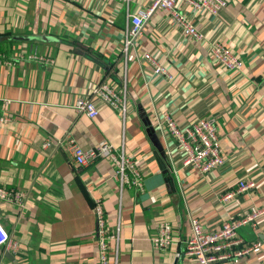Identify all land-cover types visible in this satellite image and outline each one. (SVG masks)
I'll list each match as a JSON object with an SVG mask.
<instances>
[{
	"label": "crops",
	"instance_id": "1",
	"mask_svg": "<svg viewBox=\"0 0 264 264\" xmlns=\"http://www.w3.org/2000/svg\"><path fill=\"white\" fill-rule=\"evenodd\" d=\"M150 2L0 0V187L26 194L22 208L0 200V220L19 242L16 251L0 246V264H100L97 198L109 264H200L184 255L192 217L216 229L264 206V0H228L217 13L178 3L200 39L157 9L126 50L131 14ZM215 43L239 56V70L214 62ZM146 52L166 73L154 72ZM104 82L124 101L93 96L98 114L81 113L77 100ZM166 114L180 127L214 116L223 165L208 173L185 166L161 125ZM70 135L85 149L112 143L141 179L127 168L122 180L110 157L77 164ZM242 179L255 185L222 200ZM162 222L173 242L157 250ZM239 233L261 247L218 264H264V215Z\"/></svg>",
	"mask_w": 264,
	"mask_h": 264
},
{
	"label": "built area",
	"instance_id": "2",
	"mask_svg": "<svg viewBox=\"0 0 264 264\" xmlns=\"http://www.w3.org/2000/svg\"><path fill=\"white\" fill-rule=\"evenodd\" d=\"M178 3L189 5L195 13L203 11L217 13L225 8L229 2L228 0H151L148 9H138L131 14V25L126 31L125 49L127 50L134 43L135 38L142 32L145 22L154 11L160 8L171 12L172 22L178 25L184 35L200 39L202 36L200 31L193 23L191 17L180 12L182 9H179ZM211 51L216 64L230 70H239L241 68L242 62L239 56L224 44L215 43ZM144 57L153 65L155 73H166L161 63L151 53H144ZM93 96L102 97L115 106L119 102L124 101V98L122 100L118 92L108 83L99 84L93 89L91 97L84 96L76 102L77 109L92 118L98 114ZM161 125L166 130L165 132L175 138L177 149L185 154L183 160L185 166L197 169L200 173H208L223 165L224 157L214 116H200L186 127H180L170 115L166 114L164 119H162ZM68 150L79 165L92 163L99 156L110 157L113 163L117 165L122 180H129V174L126 172L127 168L130 169L134 177L141 179L140 171L136 167L134 160L125 156L124 152L118 155L114 145L110 142L102 141L96 147L85 149L70 135L68 137ZM254 185L253 181L242 179L237 190L227 191L221 196V199L228 200L233 198ZM25 199L26 194L22 191L14 192L0 187V200L14 201L22 208ZM93 211L97 218V232L100 240V264H109V249L107 245V240L110 237L108 234L109 227L102 202L98 198L94 202ZM262 215H264V206H251L241 216L224 221L216 229H205L200 219L192 217V233L185 241L184 255L200 264H218L231 258L245 256L257 250L262 243L259 241L252 244L248 243L240 235L239 229L248 224H256L258 218ZM152 241L155 249L166 250L173 242L171 225L168 222L160 223L158 232L153 236ZM0 246H5L6 249L14 251L19 248V242L13 240L1 220Z\"/></svg>",
	"mask_w": 264,
	"mask_h": 264
},
{
	"label": "water",
	"instance_id": "3",
	"mask_svg": "<svg viewBox=\"0 0 264 264\" xmlns=\"http://www.w3.org/2000/svg\"><path fill=\"white\" fill-rule=\"evenodd\" d=\"M13 256V255H12ZM14 257H12V259H13ZM177 264V263H176Z\"/></svg>",
	"mask_w": 264,
	"mask_h": 264
}]
</instances>
